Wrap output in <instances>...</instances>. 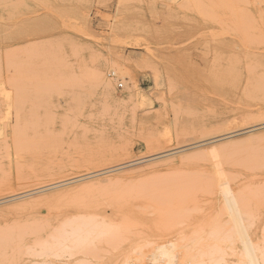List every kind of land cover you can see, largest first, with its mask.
I'll return each mask as SVG.
<instances>
[{
	"label": "rangeland",
	"instance_id": "rangeland-1",
	"mask_svg": "<svg viewBox=\"0 0 264 264\" xmlns=\"http://www.w3.org/2000/svg\"><path fill=\"white\" fill-rule=\"evenodd\" d=\"M262 123L264 0H0V264H264Z\"/></svg>",
	"mask_w": 264,
	"mask_h": 264
},
{
	"label": "bare ground",
	"instance_id": "bare-ground-1",
	"mask_svg": "<svg viewBox=\"0 0 264 264\" xmlns=\"http://www.w3.org/2000/svg\"><path fill=\"white\" fill-rule=\"evenodd\" d=\"M252 1V0H251ZM257 2V1H256ZM252 4V3H251ZM254 4V3H253ZM260 6V5H259ZM253 8V7H252ZM237 11V10H236ZM100 85L102 86V87H106V88H109L110 87V85H109V83H107L106 81H104V80H101L100 81ZM112 96V95H111ZM262 127H264V123H262V124H258V125H256V126H252V127H250V128H248L247 130H246V132H253L254 130H257V129H260V128H262ZM242 131L240 130L239 131V129L238 130H230L229 132H227V136L225 137V138H227V137H230V136H232V135H235V134H238V133H241ZM245 132V131H244ZM224 140V139H223ZM92 176H89V177H93V176H98V174L97 173H94V174H91ZM100 175V174H99ZM73 183V182H72ZM88 222V221H87ZM85 224V223H84ZM83 224V225H84ZM93 224V223H92ZM104 224V223H103ZM80 225V224H79ZM88 225V224H87ZM96 225V224H95ZM63 226V225H62ZM82 226V225H81ZM89 227V226H88ZM26 228H27V226H26ZM62 228H64V227H61V229ZM78 228V227H77ZM90 228V227H89ZM92 229H93V227H91ZM97 228V227H96ZM95 228V229H96ZM79 229V228H78ZM104 229V228H103ZM108 230V229H107ZM84 232H85V230H83ZM87 231V230H86ZM92 232L94 231V230H91ZM7 232H9V231H7ZM76 232V231H75ZM97 232H99L98 231V228L96 229V231H95V233L96 234H98ZM5 233V232H4ZM59 233V232H58ZM79 233V232H78ZM95 233H93V235H95ZM104 233V232H103ZM99 234H101V233H99ZM77 235V234H76ZM61 236L59 235V238H60ZM95 237H96V235H95ZM54 239V238H53ZM80 239V238H79ZM78 239V240H79ZM92 238H90V240H91ZM1 240V239H0ZM77 240V241H78ZM83 240V239H82ZM76 241V240H75ZM18 242V241H17ZM59 242V241H58ZM91 242H92V240H91ZM18 245V244H17ZM53 246V245H52ZM92 247V246H91ZM43 248V247H42ZM206 248V247H205ZM29 249V248H28ZM27 249V250H28ZM179 249V248H178ZM80 250V249H79ZM199 250V249H198ZM39 251V250H38ZM38 251H37V253H38ZM45 252V251H44ZM48 251H46L45 253H47ZM147 252V251H146ZM1 253V252H0ZM31 253V252H30ZM42 253V252H41ZM131 253V252H130ZM129 253V254H130ZM133 253V252H132ZM200 253V252H199ZM204 253H206V252H204ZM143 254V253H142ZM194 254V253H193ZM37 255V254H36ZM39 255V254H38ZM51 255V254H50ZM53 255V254H52ZM63 255V254H62ZM74 255V254H73ZM199 255V254H198ZM205 255V254H204ZM203 255V256H204ZM206 255H208V254H206ZM138 256V255H137ZM153 256V255H152ZM195 256V255H194ZM139 257V256H138ZM196 257V256H195ZM217 257V256H216ZM219 257V256H218ZM194 258V257H193ZM207 259V258H206ZM220 261V260H219ZM141 262V261H140ZM182 262V261H181ZM214 262V261H213ZM193 263V262H192ZM215 263V262H214ZM217 263V262H216ZM225 263V262H224ZM140 264V263H139Z\"/></svg>",
	"mask_w": 264,
	"mask_h": 264
}]
</instances>
